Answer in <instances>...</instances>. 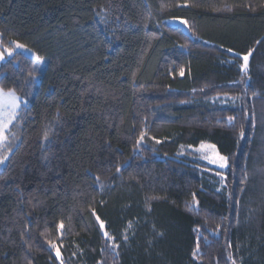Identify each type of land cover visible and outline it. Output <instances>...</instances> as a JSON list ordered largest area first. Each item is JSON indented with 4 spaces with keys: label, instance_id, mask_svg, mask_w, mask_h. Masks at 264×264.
<instances>
[{
    "label": "trees",
    "instance_id": "16d2710c",
    "mask_svg": "<svg viewBox=\"0 0 264 264\" xmlns=\"http://www.w3.org/2000/svg\"><path fill=\"white\" fill-rule=\"evenodd\" d=\"M13 41L0 264H264V0H0Z\"/></svg>",
    "mask_w": 264,
    "mask_h": 264
},
{
    "label": "snow or ice",
    "instance_id": "6c2138e0",
    "mask_svg": "<svg viewBox=\"0 0 264 264\" xmlns=\"http://www.w3.org/2000/svg\"><path fill=\"white\" fill-rule=\"evenodd\" d=\"M184 6H187L186 4ZM101 11H104V9H101ZM181 23H185V21L181 20ZM187 26V25H185ZM16 48H24L25 46L13 41L12 42ZM7 53V55L9 57H11L13 55V52L11 50V48H4L2 52H0V60L4 59V54ZM251 51L242 56V60H243V64L241 65V72L247 74V69L249 67V58L251 56ZM33 59L37 62V64L42 62V58L39 57L38 55L33 53ZM35 71V69H34ZM34 78V77H33ZM21 108V103H20V98L17 96L16 92L12 89H9L8 91H4L2 88H0V152H2L5 148H7L8 143H9V139H10V127L14 125V122L19 118V109ZM229 121L232 120V117L228 118ZM45 136H47V133H45ZM144 133H141V139H143ZM12 139H15L14 136H12ZM139 143V141L137 142ZM157 143H159V141H157ZM201 147H205L204 145H201ZM207 147L209 148H214V146L212 145H208ZM8 157L0 155V165L5 163V160ZM207 158V157H206ZM217 160L220 161L219 166L220 167H224V161L225 158L223 156H219L217 154L216 158L214 159H210L211 163H216ZM117 171H120V169L118 168ZM97 180H99V177H97ZM193 199L195 200V196H193ZM93 215H95V213H93ZM97 219L99 220V217H97ZM104 224L101 222L100 223V228L101 230L104 229ZM129 227H131V225H129ZM58 228L60 230H62L64 228V224L63 222H61L58 225ZM104 236L111 240L112 237L109 236V234L105 231L104 232ZM125 239H127V237H125ZM50 246L55 248L56 244L53 242H49ZM115 246V245H114ZM195 255V253H194ZM60 258V253L59 251H57V259ZM234 264V262H233Z\"/></svg>",
    "mask_w": 264,
    "mask_h": 264
},
{
    "label": "rangeland",
    "instance_id": "374dc122",
    "mask_svg": "<svg viewBox=\"0 0 264 264\" xmlns=\"http://www.w3.org/2000/svg\"><path fill=\"white\" fill-rule=\"evenodd\" d=\"M181 19H169L167 20L166 22L170 25H175V26H180L182 29H184L185 31L187 30L186 26L184 23H181L180 22ZM11 50L14 53H22L24 54L25 56L31 58L34 63H35V68H36V71H37V74L35 76V81L38 83L39 82V78L41 76V74L44 72L45 68H46V65H47V61L46 59L42 58V62L37 64V62L33 59V51L30 50L28 47H24V48H16L15 45L12 43V47H11ZM3 50H0V52H2ZM35 54V53H34ZM12 57V56H11ZM11 57H9L7 55V53L4 54V59L3 60H0V65L6 61L7 59H10ZM18 96V95H17ZM205 147H199L196 149V152L199 154L200 158L202 160H204L205 162H207L210 166H213L217 169H220V170H225L226 169V166H227V163H226V160L224 161V164L225 166L224 167H220L219 164H220V161L217 160L216 163H211L210 162V159H214L216 158L218 152L216 151L215 148H209L207 147L208 145L207 144H203ZM9 152H0V155H3V156H6V157H9ZM219 155V154H218ZM220 156V155H219ZM207 157V158H206ZM7 160L8 158L5 160V163L0 165V171L3 169V167L6 165L7 163Z\"/></svg>",
    "mask_w": 264,
    "mask_h": 264
}]
</instances>
